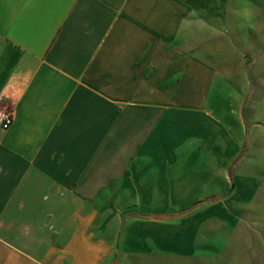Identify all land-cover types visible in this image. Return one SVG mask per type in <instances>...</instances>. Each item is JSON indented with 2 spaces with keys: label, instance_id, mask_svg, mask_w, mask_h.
Returning <instances> with one entry per match:
<instances>
[{
  "label": "crops",
  "instance_id": "1",
  "mask_svg": "<svg viewBox=\"0 0 264 264\" xmlns=\"http://www.w3.org/2000/svg\"><path fill=\"white\" fill-rule=\"evenodd\" d=\"M255 2L0 0V264H183L219 244L213 212L231 228L258 190L223 59Z\"/></svg>",
  "mask_w": 264,
  "mask_h": 264
},
{
  "label": "rangeland",
  "instance_id": "2",
  "mask_svg": "<svg viewBox=\"0 0 264 264\" xmlns=\"http://www.w3.org/2000/svg\"><path fill=\"white\" fill-rule=\"evenodd\" d=\"M255 1L254 9L238 10L249 25L243 38L224 46L228 56L223 59L238 63L229 82L230 92L239 90L242 96L247 130L238 159L249 163L245 170L258 180V190L240 207V221L231 228L228 212L223 210V215L215 210L207 225L208 237L219 244L208 246L199 257L183 264H264V0Z\"/></svg>",
  "mask_w": 264,
  "mask_h": 264
},
{
  "label": "built area",
  "instance_id": "3",
  "mask_svg": "<svg viewBox=\"0 0 264 264\" xmlns=\"http://www.w3.org/2000/svg\"><path fill=\"white\" fill-rule=\"evenodd\" d=\"M13 124V110L8 107L0 106V127L7 130Z\"/></svg>",
  "mask_w": 264,
  "mask_h": 264
}]
</instances>
